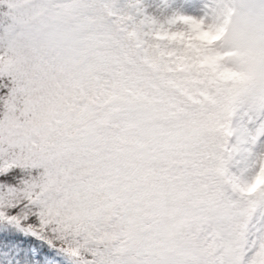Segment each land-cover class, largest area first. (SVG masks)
I'll return each mask as SVG.
<instances>
[{"label":"snow or ice","instance_id":"6c2138e0","mask_svg":"<svg viewBox=\"0 0 264 264\" xmlns=\"http://www.w3.org/2000/svg\"><path fill=\"white\" fill-rule=\"evenodd\" d=\"M0 264H264V0H0Z\"/></svg>","mask_w":264,"mask_h":264}]
</instances>
